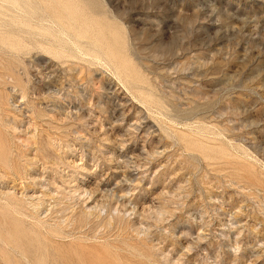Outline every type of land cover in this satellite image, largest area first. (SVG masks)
Returning <instances> with one entry per match:
<instances>
[{
    "label": "rangeland",
    "instance_id": "obj_1",
    "mask_svg": "<svg viewBox=\"0 0 264 264\" xmlns=\"http://www.w3.org/2000/svg\"><path fill=\"white\" fill-rule=\"evenodd\" d=\"M0 264H264V0H0Z\"/></svg>",
    "mask_w": 264,
    "mask_h": 264
}]
</instances>
